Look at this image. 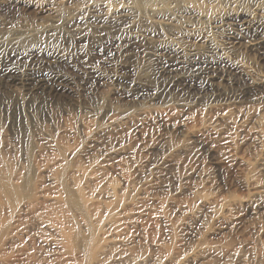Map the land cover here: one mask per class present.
<instances>
[{"label": "rangeland", "instance_id": "374dc122", "mask_svg": "<svg viewBox=\"0 0 264 264\" xmlns=\"http://www.w3.org/2000/svg\"><path fill=\"white\" fill-rule=\"evenodd\" d=\"M250 1L0 0V49L33 47L62 56L69 78L102 77L100 86L72 79L37 97L0 86V175L33 204L19 206L12 241L1 230L0 264H264V193L256 194L264 191V95L230 110L178 91L163 101L126 96L156 86L148 45L163 41L211 42L250 77H264V58L227 49L214 29L219 17L264 3ZM126 5L139 19L132 35L71 26L88 7L108 17ZM184 6L205 18L159 35L156 22ZM122 205L111 226L108 208ZM6 207L0 222L10 219Z\"/></svg>", "mask_w": 264, "mask_h": 264}, {"label": "bare ground", "instance_id": "6f19581e", "mask_svg": "<svg viewBox=\"0 0 264 264\" xmlns=\"http://www.w3.org/2000/svg\"><path fill=\"white\" fill-rule=\"evenodd\" d=\"M13 1L15 0H4L8 5L13 3ZM51 1L53 0H48L47 3ZM192 8L184 6L182 12H180L182 15H172L163 21L156 22L155 25L160 30L158 31L159 35L164 33L165 31L162 32V29L166 26L168 27L171 23L194 27L198 22H202L205 18L203 14L198 12L199 10H193ZM136 14L130 6L126 5L119 7L112 15L105 17L97 7L91 6L87 8L86 15H81L71 26L74 27V30L79 25L86 30L104 31L108 28H117L122 33L132 35V32L137 30L139 23ZM190 23L193 25L189 26ZM215 24L214 29L219 31L217 33H221L222 38L225 37L228 41L229 48L227 49H240L250 53H257L262 59L264 58V3L255 2L252 9L247 11H231L219 17ZM146 38L147 36H141L137 41L145 46L146 44H151ZM148 46L153 50L151 55L156 66L154 74L156 86L152 88L150 86L148 88L143 86L135 87V89L127 93L126 96L129 98L152 96L157 101H163L172 92L178 91L198 103L219 102L223 103V106H227V110H230V107L238 108L246 101L248 102L257 96L261 95L262 97L264 95V77H250L242 67L228 60L225 55L226 50L219 49L211 42L206 48L202 49H186L183 46L181 47V45H171L164 41L157 46L154 45L155 47L152 45ZM17 50L9 53L7 50L0 49V86L4 88L19 87L29 97H37L47 94L52 95L69 89L72 79L74 81L79 80L78 82L83 85L100 86L102 83L101 75L97 74L92 76L75 74L74 78H69L70 75L74 76V74L62 56L56 54L45 55L46 53L33 47L26 52ZM41 65L47 67L45 73H39L38 67ZM67 74L70 75L68 76ZM257 124L260 128L262 126L263 130L261 133L264 136V119H260ZM0 172L2 173L3 171L0 169ZM2 175H0V212L4 213L2 209L8 206L12 214H10L9 221L3 219L0 222V232L3 230L9 231L10 222L20 217L21 210L19 206L26 204L27 211L33 210V204L25 202V199L20 194V190L23 189L13 183L11 178L5 177L4 174ZM260 193H264V191L256 190V194ZM69 200L74 203L72 195H69ZM8 207H6L7 211L9 210L7 209ZM121 207L123 205L108 208V214L111 216V226L116 223L112 222V220L120 216L119 210ZM13 228L12 232L10 230V233H8V238L11 241L18 234V228L16 226ZM95 246L96 243L92 245L93 249ZM97 246L100 254L103 248L99 242Z\"/></svg>", "mask_w": 264, "mask_h": 264}]
</instances>
